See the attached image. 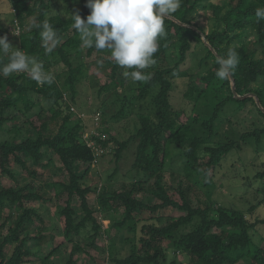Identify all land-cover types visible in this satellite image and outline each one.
I'll return each mask as SVG.
<instances>
[{"label":"trees","instance_id":"trees-1","mask_svg":"<svg viewBox=\"0 0 264 264\" xmlns=\"http://www.w3.org/2000/svg\"><path fill=\"white\" fill-rule=\"evenodd\" d=\"M205 1L182 0L181 8L165 20L166 36L160 39L154 55L157 63L144 70L150 73V79L132 83L109 52L81 46L72 16L79 14L86 20L90 15L88 0H10L8 22L18 39L15 48L36 58L54 79L51 84H38L27 73L7 77L0 74V133L7 135L0 139V176L15 181L14 165L30 180H36L42 177L39 168L57 160L66 181L51 180L50 185L58 201L64 195L66 199L58 211L63 238L56 242L54 235L47 237L44 229L35 225L43 221L26 204L49 201L47 193L34 189V182L0 186V264H29L33 257L47 264L65 243H73L66 264H74L77 252L89 253L73 237H83L96 248L97 237L107 235L110 229L123 228L126 234L116 233L109 238L101 264H182L181 256L186 264H264V237L257 241L254 233L264 228V217L255 215L264 206V160L258 165L255 162L260 153L264 155V149L258 151L264 139V20L257 22L255 15L258 8H264V0H228L211 5L214 26L209 31L193 17ZM45 20L60 38L51 53L45 51L40 36L39 25ZM8 33L9 28L0 22V37ZM199 46L205 52L202 61L209 60L210 67L193 81L188 73L180 71V65ZM230 47L239 54V64L230 81L220 80L216 77L220 67L217 59L226 58ZM93 54L108 65V72L96 91L98 104L85 114L80 111L76 89L88 79L89 71L78 61ZM8 62V56L0 57V66ZM59 65L62 68L56 71ZM178 78L189 80L182 95L189 109L184 105L173 110L170 104ZM116 87L129 88L132 94L127 97L124 90L123 95L115 92L113 103L118 108L109 120L126 118L136 102L146 103V111L137 115L134 132L121 141L113 135L104 136L110 109L104 106L101 95ZM227 107L236 111V117L245 112L251 119L248 128L239 131L240 123L228 119L229 131L220 132L218 126L223 124L219 119ZM35 108L39 110L37 124L26 117ZM17 117H24V123H13L7 129L6 124L17 121ZM131 142L136 144L132 168L139 177L119 190H108L101 184L92 187L88 176L98 160L110 154L118 164ZM251 143L256 146V159L251 158L252 176L243 177L239 169L232 180H244L242 194L237 196L241 204L248 205L245 196L250 188L255 189L254 203L243 210L234 202L225 205L213 200L208 192L205 201L192 206L189 195L193 188H216L214 177L226 158L237 154L241 167H249L250 159L240 156ZM171 146L182 152L185 174L174 187H165L163 178ZM91 195L97 209L89 206ZM75 197L79 200L77 210L72 207ZM164 209L179 214L159 215ZM32 226L35 234L30 231ZM47 238L53 247L47 256L40 257V251L35 252L29 242L41 246ZM125 247L128 251L123 254Z\"/></svg>","mask_w":264,"mask_h":264},{"label":"rangeland","instance_id":"rangeland-1","mask_svg":"<svg viewBox=\"0 0 264 264\" xmlns=\"http://www.w3.org/2000/svg\"><path fill=\"white\" fill-rule=\"evenodd\" d=\"M228 0H208L205 1L203 5H200L198 10L193 14V17L196 21V23L204 28L206 30H211L214 26V23L210 20V7L211 5H222L224 3H227ZM11 12V6H10V0H0V22L4 27L9 28V33L7 36L8 42L13 46L16 47L18 45V39L16 37V34L14 33V30L12 27H10L8 22L9 13ZM204 50L199 46L197 48L192 49L191 53L187 57V59L180 65V71L188 73L190 77H193V81L199 80L197 79L201 74L205 73L209 67H210V61H202L204 57ZM170 56V55H169ZM78 63H84L88 66V79L86 81H83L81 84L77 86V101L78 105L80 106V111L82 110L83 113L88 114L90 112V108L92 109L96 104H98V99L96 100V91L98 89V85L102 84L106 80V74L108 72V65L105 64L102 61L96 60V55L93 54L89 58L79 59ZM62 68V65H59V67L56 69V71H59ZM128 81V79L126 80ZM196 81V82H197ZM189 83L188 79L185 78H178L175 80V86L176 88L171 92L170 94V104L172 106L173 110H178L179 108H182V106H186L187 109L190 108V104L184 99L182 100V95L185 92L186 86ZM123 90L121 87H116L115 89H110L109 91L103 93L101 95V101H103L104 106L108 107L110 109V113L108 115L107 120L110 119V116L116 112L118 106H116L113 102L115 99V92L119 95H123ZM125 94L127 97H129L132 92L129 91V88H126ZM130 94V95H129ZM221 95V93H218ZM33 101L36 100L35 97L32 98ZM118 105V104H117ZM146 103H142L141 105L136 102L135 105L132 107V109H129V112L127 114L126 118L118 119V120H109L108 124L104 127L107 132L104 134V136L107 138L108 135H113L118 140H125L127 139L133 132L135 127H137V115L139 113L145 112ZM79 109V108H78ZM89 111V112H88ZM200 111V110H199ZM236 111H234L233 108L227 107L224 108L223 112L220 116V122L223 125H220V132L229 131V126L226 124L228 119H231L233 122H239L240 126L237 128L239 131L245 130L248 128V125L251 121L250 117L245 112H239L238 116H235ZM39 113V110L35 108L32 110L26 117L27 119H30L31 121L35 122V124L38 123L36 120V115ZM6 115H10L9 113H6ZM182 121H186V117L182 116ZM17 121L14 122H8L6 124L7 129L12 127L13 123L17 126H21L22 123H24L25 118L23 117H17L15 118ZM88 135V134H87ZM11 136V135H10ZM9 136V137H10ZM7 137L6 133L2 131L0 133V139H5ZM86 137V135H85ZM135 145L134 142H131L128 145V148L124 151L122 155V159L116 164L113 161L112 155L106 154L105 156H102L97 164H95L92 169L89 172L88 176V183L92 185V187H95V185L101 184L102 186H105L108 190H119L122 186H127L131 180L134 178L137 179L139 177L138 172H136L133 168V162L135 159ZM110 147H115L114 143H109ZM256 148L254 144L251 143V147H246L243 152H241L240 157H245L250 160H248L249 167L242 168L241 164L239 162L238 155H234L231 157L226 158L222 163L221 166L218 169V172L216 176L214 177V182L216 184V188H205V187H199V188H193V192L189 195L190 201L192 203V206L196 207L198 206V201H205L206 193L211 192L213 200H216L217 202H220L221 204H231L235 203L238 205V207L242 208L243 210L246 209L245 207L249 205V203H254L252 190L254 191V188H250L251 192H247L246 198L247 201L249 200L248 205L241 204L240 199L238 198L240 194H242V190H240V186L243 185L244 180H241L242 178H239V181L232 180L233 174L236 172V170L239 172V169H241L242 176L245 177L246 175L252 176L253 174V163L251 162V158L255 157L253 156V150ZM264 149V139H262L261 142V148H259V152ZM259 159L257 157V160L255 161L257 165L264 160V155L260 153ZM256 159V157H255ZM60 163L59 161L55 160V162L46 167V168H39L38 173L39 175H42V177H38L36 180H30L26 176L24 172H22L18 167L12 166V171L17 174L16 180L13 181L11 178L8 177H2L0 176V186L3 187H18L22 186L24 184H30L31 182H34V189L40 190L42 193L45 191L47 194V198L51 197L49 201H31L26 203L30 208L35 209L36 213L39 215V218L43 221L42 223L36 222V226H40L42 229H44L43 233L49 237V235H54L56 242L62 241V231L61 226L59 223L58 218V211L59 206H64V200L66 199L65 195L58 201L54 197V191L52 189V186L50 185L51 180H64L66 181V177H63V174L59 170ZM185 159L182 155V152H180L178 149H176L174 146H171V152L169 161L166 167V171L164 173L163 178V185L165 187H174L176 185V182L180 179H182V175L185 174ZM84 167H82L83 169ZM115 168L117 169L115 175L112 177L111 175L114 173ZM256 168V167H255ZM173 177V178H172ZM237 197V200L235 199ZM88 203L90 207L96 208L95 202H94V196L91 195L88 197ZM153 201V200H152ZM157 202V201H155ZM154 203V202H153ZM72 207L77 210L79 207V200L75 197L72 202ZM8 209H6L5 213ZM94 216L99 218V214L97 212H93ZM175 215L177 216L179 213L176 211H171L170 209H164L159 212V215L161 216H169V215ZM112 215V214H111ZM255 215L264 217V206H261L258 208L255 212ZM110 216V214H109ZM119 215L115 216L116 220H119ZM32 226L30 228V231L32 234H35L36 231ZM5 231L3 232L4 235ZM126 234V228L122 231H118L117 229H110L107 235L97 237L96 239V248L91 247L88 245V241H85L83 237L77 238L73 237L72 239L76 241L78 239L80 242L83 243V248L85 251L89 253L83 254L77 252L76 255L73 257L75 259L74 264H101L103 261V258L106 256V246L108 244L109 238H112L115 236V234ZM256 239L258 241L259 238L264 237V228L261 227L257 232H254ZM53 242H50V239L47 238V241L39 246L38 243L35 242H29V245L34 247V251L37 252V250L40 251V257L47 256L49 251L53 247ZM73 244V243H72ZM72 244L65 243L61 250L56 252L53 256L49 258L47 261V264H66V262L69 259V254L71 251ZM127 248L125 247V250L123 249V254L127 253ZM38 257H33L31 259V262L29 264H43L41 263ZM179 261H181L182 264H186L187 261L184 257H179ZM239 264H248L247 261H241Z\"/></svg>","mask_w":264,"mask_h":264},{"label":"clouds","instance_id":"clouds-1","mask_svg":"<svg viewBox=\"0 0 264 264\" xmlns=\"http://www.w3.org/2000/svg\"><path fill=\"white\" fill-rule=\"evenodd\" d=\"M182 6V0H88L90 15L86 20L79 14L73 17L72 27L79 33L83 48L107 51L116 65L125 69L123 76L132 83L147 82L150 73L144 70L157 61L160 39L166 36L165 20ZM257 22L264 20V8L255 12ZM39 27L45 51L51 53L59 42L57 30L45 20ZM51 45V46H49ZM9 62L0 66V74L27 73L38 84L53 82V76L42 63L13 47L7 37H0V57ZM239 54L229 48L225 57H218L220 65L216 77L231 80L239 64Z\"/></svg>","mask_w":264,"mask_h":264},{"label":"built area","instance_id":"built-area-1","mask_svg":"<svg viewBox=\"0 0 264 264\" xmlns=\"http://www.w3.org/2000/svg\"><path fill=\"white\" fill-rule=\"evenodd\" d=\"M86 137H87V135H86ZM100 153V152H99Z\"/></svg>","mask_w":264,"mask_h":264}]
</instances>
